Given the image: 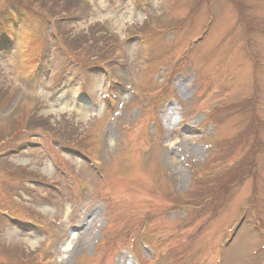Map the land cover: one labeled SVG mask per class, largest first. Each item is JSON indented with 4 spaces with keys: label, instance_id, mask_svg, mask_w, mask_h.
<instances>
[{
    "label": "rangeland",
    "instance_id": "rangeland-1",
    "mask_svg": "<svg viewBox=\"0 0 264 264\" xmlns=\"http://www.w3.org/2000/svg\"><path fill=\"white\" fill-rule=\"evenodd\" d=\"M66 1L0 0V264H264V0Z\"/></svg>",
    "mask_w": 264,
    "mask_h": 264
},
{
    "label": "trees",
    "instance_id": "trees-1",
    "mask_svg": "<svg viewBox=\"0 0 264 264\" xmlns=\"http://www.w3.org/2000/svg\"><path fill=\"white\" fill-rule=\"evenodd\" d=\"M58 1L60 3L64 0H21L20 3L24 4L23 6H25V8H32V9L38 8L39 10L45 9V11L47 10L49 12V10L47 8H49V6H50V8H52L53 6L57 5L56 2H58ZM80 2H82V1L81 0H68V1H66V4L69 8H71L72 5H77ZM69 8H68V10H69ZM57 15H59V16L52 15V18H48V19H52L54 21L55 25L57 26V28L60 29L61 25L63 23H65L64 17L61 16V14H57ZM97 25L98 24H96L95 26H91L90 28L95 30ZM99 28H101V27L99 26ZM90 31H91L90 33H93L92 30H90ZM86 33L82 34V35H76L75 36V35L69 34L67 32L63 35L65 38V41L68 43L67 45H69L72 49H74V51H79L78 53L85 51L86 54L91 53L92 55L97 54L98 56H100L97 58H103V59L106 58V60H108L107 62H110V64H112L113 63L112 59L114 57V55H112V50L115 51L114 47H116V46H114V47H112V49H110L109 46H107L108 43L105 42L104 35L103 34L101 35V33H98V31L94 32L93 33L94 35H92L90 37H88L86 35ZM79 61H81V60H79ZM86 67H91V66L86 65ZM95 67H100V66H95ZM8 93H9L8 89L0 87V106L1 105L5 106L8 103V101H9ZM19 125L20 126H16L18 128L16 130H21V129H23V130H25V129H27V130H31V129H33V130H37V129L38 130H44V131L52 133L53 135H57L58 136L57 138L59 140L56 138H55V140L57 142L60 141L61 143H62V141L66 142V140L64 138H66V137L68 138L70 136L68 133H65L66 131L65 132L61 131L62 130L61 125L60 126H56V125L50 126L49 119L41 117V116L33 115L32 117H29V118L25 117L23 119V122ZM52 127L55 128V131H52L53 130ZM71 146H73L75 149V147H77L79 145L75 141V142L71 143ZM73 147H71V148H73ZM36 149H39V148H36ZM75 152H77L81 156H85L88 160H91V158L88 157L86 154H81L80 152H78L76 150H75ZM203 201H205L204 203L208 202L206 197L203 198ZM189 207H192L194 209H197V208L199 209V205L197 203L190 204ZM11 264H27V263L26 262L24 263L23 261H21V262L15 261V262H11Z\"/></svg>",
    "mask_w": 264,
    "mask_h": 264
},
{
    "label": "clouds",
    "instance_id": "clouds-1",
    "mask_svg": "<svg viewBox=\"0 0 264 264\" xmlns=\"http://www.w3.org/2000/svg\"><path fill=\"white\" fill-rule=\"evenodd\" d=\"M94 22V21H93Z\"/></svg>",
    "mask_w": 264,
    "mask_h": 264
}]
</instances>
